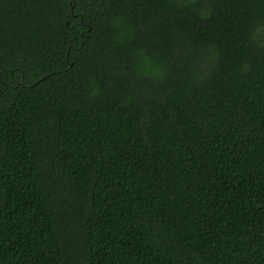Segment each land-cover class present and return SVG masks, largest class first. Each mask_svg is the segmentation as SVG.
I'll use <instances>...</instances> for the list:
<instances>
[{"label":"trees","instance_id":"16d2710c","mask_svg":"<svg viewBox=\"0 0 264 264\" xmlns=\"http://www.w3.org/2000/svg\"><path fill=\"white\" fill-rule=\"evenodd\" d=\"M0 264H264V0H0Z\"/></svg>","mask_w":264,"mask_h":264}]
</instances>
